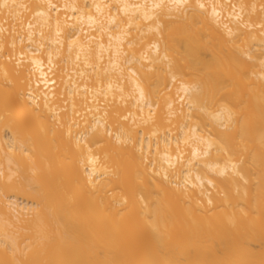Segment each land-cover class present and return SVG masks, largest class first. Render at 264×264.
<instances>
[{
	"label": "bare ground",
	"instance_id": "bare-ground-1",
	"mask_svg": "<svg viewBox=\"0 0 264 264\" xmlns=\"http://www.w3.org/2000/svg\"><path fill=\"white\" fill-rule=\"evenodd\" d=\"M0 264H264V0H0Z\"/></svg>",
	"mask_w": 264,
	"mask_h": 264
}]
</instances>
